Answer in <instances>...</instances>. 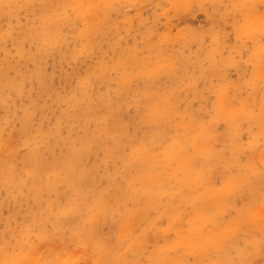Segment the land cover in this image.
Wrapping results in <instances>:
<instances>
[{
	"label": "clouds",
	"instance_id": "9594fccd",
	"mask_svg": "<svg viewBox=\"0 0 264 264\" xmlns=\"http://www.w3.org/2000/svg\"><path fill=\"white\" fill-rule=\"evenodd\" d=\"M0 264H264V0H0Z\"/></svg>",
	"mask_w": 264,
	"mask_h": 264
}]
</instances>
